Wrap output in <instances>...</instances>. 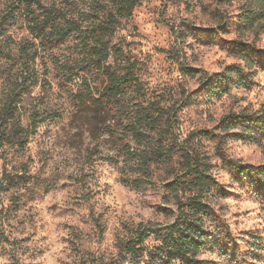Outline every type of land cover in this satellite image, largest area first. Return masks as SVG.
<instances>
[{"label": "clouds", "instance_id": "1", "mask_svg": "<svg viewBox=\"0 0 264 264\" xmlns=\"http://www.w3.org/2000/svg\"><path fill=\"white\" fill-rule=\"evenodd\" d=\"M250 52L264 0H0V264H264Z\"/></svg>", "mask_w": 264, "mask_h": 264}, {"label": "trees", "instance_id": "2", "mask_svg": "<svg viewBox=\"0 0 264 264\" xmlns=\"http://www.w3.org/2000/svg\"><path fill=\"white\" fill-rule=\"evenodd\" d=\"M254 58H256L255 56H254ZM258 60H262L263 58L262 57H259V58H257ZM250 123H252V122H250ZM249 180L251 181V180H254V178L252 177V176H249ZM256 184H257V189L258 190H262V191H264V185H261L259 182H256Z\"/></svg>", "mask_w": 264, "mask_h": 264}, {"label": "rangeland", "instance_id": "3", "mask_svg": "<svg viewBox=\"0 0 264 264\" xmlns=\"http://www.w3.org/2000/svg\"><path fill=\"white\" fill-rule=\"evenodd\" d=\"M251 56H255L256 59L259 58V57H262L263 59L260 60L262 63H264V53H259V52H250L249 53Z\"/></svg>", "mask_w": 264, "mask_h": 264}]
</instances>
